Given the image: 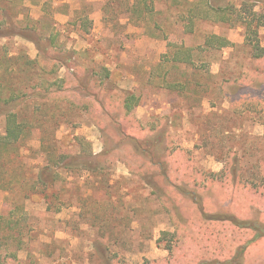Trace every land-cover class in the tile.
<instances>
[{
    "label": "rangeland",
    "instance_id": "obj_1",
    "mask_svg": "<svg viewBox=\"0 0 264 264\" xmlns=\"http://www.w3.org/2000/svg\"><path fill=\"white\" fill-rule=\"evenodd\" d=\"M207 1L0 0V264H264V59Z\"/></svg>",
    "mask_w": 264,
    "mask_h": 264
},
{
    "label": "trees",
    "instance_id": "obj_2",
    "mask_svg": "<svg viewBox=\"0 0 264 264\" xmlns=\"http://www.w3.org/2000/svg\"><path fill=\"white\" fill-rule=\"evenodd\" d=\"M261 4L263 5L262 0H255V4ZM233 0H208L206 3V8L205 14H208L209 16H220L225 19H229L230 21H235V23H239L243 26L244 30L246 31V43L250 46L252 55L255 59L257 60H262L264 59V46L261 45L259 37H258V28L260 25H262L260 22V19L264 17L263 14H259L255 9L251 8L253 7V3L244 0L242 2V5L239 7V9H235V7H232ZM221 6H224L223 9H219ZM232 7V9H231ZM264 7V6H263ZM196 8H192L193 14L196 13ZM227 11H232L231 13H227ZM1 32H6V33H1ZM9 32V31H8ZM2 34H8L5 29L0 28V35ZM11 34V33H9ZM21 35L23 33H14ZM28 36V35H27ZM30 39V37H27ZM31 40V39H30ZM231 45V42L229 39H227L224 36L218 35V34H208L205 38V46L209 49H216L220 50L223 47ZM186 51L184 49H180L177 54H185ZM1 101V97H0ZM139 103V97L135 95L134 93L128 92L127 94L124 95L122 102H121V107L124 111L125 114H130L134 106L138 105ZM0 114L2 115V119L0 122V155L1 153L8 149L10 146L13 144L17 143L20 141V139H23L25 137L24 132L26 131V125L25 123L21 122L18 120V115L12 111V109H8V107H4V105L0 106ZM132 136V135H130ZM133 137V136H132ZM135 138V137H134ZM136 144L139 143V140L136 138ZM138 140V141H137ZM131 141V140H130ZM130 146L132 147V150L136 151V146L133 145V143H130ZM135 148V149H134ZM154 154L151 153V155L154 157ZM139 156V154H138ZM69 159L74 160L75 162L72 163L70 162ZM91 159L89 157L83 158L80 156L76 155H67L64 157L63 161V166L62 167H70V166H76L80 165L81 167H86V168H91ZM78 163V164H76ZM143 163H139L138 167L141 168ZM152 164L158 165V162H155ZM51 170H54L55 168L50 167ZM55 172V171H53ZM37 181L46 189L49 190L51 187V184L53 183L52 180H54L52 177L47 178L43 172H39L36 175ZM46 198V204L47 208H52L54 207V204L51 202V198H49L48 194L45 196ZM17 220L14 219H7L5 216L0 214V230L3 231L4 229V224L6 227H11L13 224H16ZM96 251L99 254V257L101 258L102 261L105 263L108 262L107 255H106V249H101L99 246H95ZM243 252H239L237 255V258H241ZM9 257L13 258L14 260L18 259V254L17 253H12L9 255ZM231 264V263H230ZM237 264H240V261H238Z\"/></svg>",
    "mask_w": 264,
    "mask_h": 264
}]
</instances>
